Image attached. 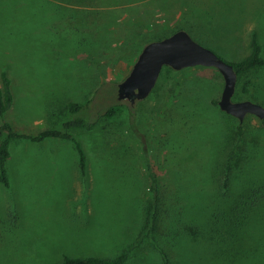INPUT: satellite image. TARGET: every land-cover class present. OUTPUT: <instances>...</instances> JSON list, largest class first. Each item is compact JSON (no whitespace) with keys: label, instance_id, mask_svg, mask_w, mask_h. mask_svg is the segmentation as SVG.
Segmentation results:
<instances>
[{"label":"rangeland","instance_id":"rangeland-1","mask_svg":"<svg viewBox=\"0 0 264 264\" xmlns=\"http://www.w3.org/2000/svg\"><path fill=\"white\" fill-rule=\"evenodd\" d=\"M263 2L0 0V72L13 94L2 120L31 135L62 130L77 116L94 120L98 106L87 102L94 89L124 80L144 43L178 29L228 61L249 53L256 31L264 58ZM174 71H163L146 98L121 100L116 117L70 131L82 142L84 175L69 139L11 141L8 185L0 183V264L112 258L127 247L123 264H164V257L171 264H264V125L253 114L239 122L220 110L223 79L215 68ZM234 93L235 101L264 107V66L242 75ZM71 102L81 109L68 111ZM237 123L240 136L232 132ZM234 143L242 156L226 198L219 178ZM152 175L170 221L146 232ZM238 198L232 237L211 240L207 216L228 213ZM177 212L203 236L182 232L190 222H177Z\"/></svg>","mask_w":264,"mask_h":264},{"label":"trees","instance_id":"trees-1","mask_svg":"<svg viewBox=\"0 0 264 264\" xmlns=\"http://www.w3.org/2000/svg\"><path fill=\"white\" fill-rule=\"evenodd\" d=\"M249 48V53L242 59L235 61L226 60L233 67L237 75L236 82L242 75L264 66V58H262V56L260 55L261 47L257 40V35L254 31L250 33ZM163 71H165L167 74L171 72H176L169 66H163L158 76V79L160 78V75ZM10 83L11 81L7 73L2 70L0 72V183L4 186L8 185L6 162L10 158V143L12 140L17 139H27L33 142H39L48 137L71 140L75 147V151L77 152L79 168L81 170V173L84 175L86 156L82 146V142L76 135H74L70 131L74 129H91L96 125L98 119H112L118 114H120L123 110V103L117 97V84L107 83L105 80H103L101 86L97 89H94L91 98L87 101L89 103L92 100L95 105L98 106V110L96 112V117L94 120H90L85 116H77L75 118L63 122L62 130L55 128H46L37 132L34 135H31L22 134L15 131L9 122L2 120L3 115L10 109L13 103V94L11 92ZM242 90L243 92H246V88H243ZM234 94V96L236 97V93ZM81 107V105L74 102H71L67 105V109L71 113L78 112ZM261 122L264 125V119H262ZM232 132L233 134H236L238 136L242 135V125L240 123L234 125L232 127ZM240 156H242L240 146H238L237 143H234L231 148V151L227 155L224 167L223 169H221V177L219 178V193L220 195L223 194V196L226 198L229 197V195H226V192H228L231 183L235 178L236 170L239 168L238 162ZM151 177L152 194L150 198H148L149 204L146 207V232L150 230H154L155 232L159 229L160 226L166 227L170 221L167 206H163L164 208L162 209L159 208L161 200L160 195L157 194V189H155V183L157 182L156 176L152 175ZM260 190L261 187L259 191ZM241 198L235 200V202L230 206V211L228 213L216 211L207 216L205 225L209 226V232L214 237H209L211 240L220 242L223 238L232 237L233 232L235 231L238 225L237 221H239V218H241L240 215H237L239 205L242 201ZM162 200V203L166 202L165 199L162 198ZM176 218L177 222L189 223L191 221L188 216H184L183 213L179 212H177ZM180 229L182 232L188 233L195 238L198 236H203L204 234L203 230L201 231V229H195V226H193L191 222L190 224L181 226ZM128 251L129 250L127 247L112 258L98 256L70 257L65 255L63 256L62 261L57 264H123L128 256ZM163 262L164 264H171L167 257H164Z\"/></svg>","mask_w":264,"mask_h":264},{"label":"water","instance_id":"water-1","mask_svg":"<svg viewBox=\"0 0 264 264\" xmlns=\"http://www.w3.org/2000/svg\"><path fill=\"white\" fill-rule=\"evenodd\" d=\"M163 66L174 70L204 66L215 68L223 79L218 106L241 122L246 114L264 119V107L250 100H233L237 75L233 67L213 50L195 40L183 29L144 44L124 80L117 84L119 100L130 103L146 98L156 84Z\"/></svg>","mask_w":264,"mask_h":264},{"label":"crops","instance_id":"crops-1","mask_svg":"<svg viewBox=\"0 0 264 264\" xmlns=\"http://www.w3.org/2000/svg\"><path fill=\"white\" fill-rule=\"evenodd\" d=\"M263 8H264V2H263ZM203 18V17H202ZM201 18V19H202ZM203 21V20H202ZM202 24H203V22H201ZM255 33H256V35H257V32L256 31H254ZM258 35H259V31H258ZM250 39V38H249ZM257 40H258V36H257ZM258 42H259V40H258ZM263 43H264V41H263ZM259 44H260V42H259ZM249 47V46H248ZM260 47H261V44H260ZM261 50H262V47H261Z\"/></svg>","mask_w":264,"mask_h":264},{"label":"bare ground","instance_id":"bare-ground-1","mask_svg":"<svg viewBox=\"0 0 264 264\" xmlns=\"http://www.w3.org/2000/svg\"><path fill=\"white\" fill-rule=\"evenodd\" d=\"M179 30V29H178ZM219 56V55H218ZM222 58V57H221ZM223 59V58H222ZM228 62V61H227Z\"/></svg>","mask_w":264,"mask_h":264}]
</instances>
